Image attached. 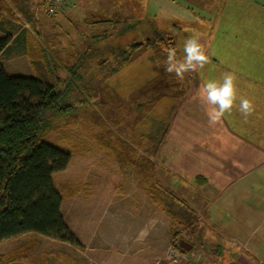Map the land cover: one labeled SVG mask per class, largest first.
<instances>
[{
	"label": "trees",
	"instance_id": "1",
	"mask_svg": "<svg viewBox=\"0 0 264 264\" xmlns=\"http://www.w3.org/2000/svg\"><path fill=\"white\" fill-rule=\"evenodd\" d=\"M34 13L27 0H0V26L6 31L0 37V243L32 234L82 248L62 214V190H70L69 196L78 190L71 182L58 186L54 177L69 167L72 155L47 140L61 129L87 130L92 125L98 129L94 134L98 148L108 151L123 170H132L150 198L179 224L174 237L184 231L192 234L198 227V215L171 189L162 186L152 160L158 155L169 123L159 121L162 132L158 139L149 137V132L137 131L139 124L156 118L163 100H175L173 105L168 103L173 107L169 112L174 111L186 93L181 80L165 71L164 64L157 73L147 74L126 97L109 83L139 54L150 53L154 60L166 62L168 48L178 51L174 39L154 31L143 43L101 49L95 42L107 34H98L83 53L70 54L68 58L74 62L71 66L57 57L54 38L51 45L42 38ZM27 23L31 25L29 30H16ZM16 42L19 49L13 54L25 49L32 77L10 75L3 66L5 55ZM92 64H96V70ZM133 82L137 83L136 79ZM76 100L80 105H75ZM36 238L0 256V264H54L50 254L35 253L39 245Z\"/></svg>",
	"mask_w": 264,
	"mask_h": 264
},
{
	"label": "crops",
	"instance_id": "2",
	"mask_svg": "<svg viewBox=\"0 0 264 264\" xmlns=\"http://www.w3.org/2000/svg\"><path fill=\"white\" fill-rule=\"evenodd\" d=\"M154 1L159 7L173 5L175 12L177 7L182 8V12L177 10L178 16L175 12H167L164 16L166 20L176 22L173 24L174 30L193 32L189 37L199 34L198 37L206 38L202 50L208 60L202 68L196 69L194 75L183 78V84L189 82L196 85V94L200 95L201 85L205 81L222 82L223 76L227 73L235 76L233 106L217 122L210 123L208 114L204 112H208L207 107L210 109L216 106L205 105L204 102L203 104L199 102L198 105L197 98L188 100L185 117L181 114L182 124L178 123L180 115L178 116V110H176L182 102L178 103L172 111L171 116H176L173 126L168 125L166 134V136L169 134L168 152L164 156L169 168L168 178L171 181V190L186 201L193 212L204 215L203 219L199 220L200 234L197 238L202 246H205L204 250L215 255V257L207 256L210 257L209 261L216 262L215 259L220 258L230 261L231 264H259V262L264 264V65L251 61L243 49L231 47L226 40L233 38L238 43L239 37L244 36L239 28L247 29L254 24L253 30L257 31L259 38L264 40V0H249L250 5L246 0L248 9L238 11V8L233 16L230 9L226 8L229 4L228 0H184L185 4L182 5L176 0ZM186 1L189 2L186 3ZM237 1L239 0H231L233 4ZM28 2L34 11L38 0ZM103 2L107 3L108 0ZM91 3L92 0H78L76 6H68L56 16L42 15L37 21L38 32L51 45V39L55 37L40 32L39 27L47 28L44 23L49 20L52 22L54 19L55 21L66 20L68 24L74 26V30L82 33L78 45L71 46V54L76 56L86 50L94 36L103 35V31L88 29L89 24L95 26L101 24L100 27H103L104 24L123 26L124 23H128L129 25H125L127 28L149 29L151 34L158 31L174 39L175 35L172 32L161 31L166 25L164 27L158 25V16L156 19L147 18V24L143 23V25L142 20L137 21L133 16L128 20L117 17V11L110 14L111 16L109 15L107 19L103 18L105 15L100 16L99 19H93L90 14L94 13L88 8ZM193 4L206 7L209 12L206 15L196 13L192 9ZM183 6H188L187 11ZM99 7L102 13L107 10ZM121 7L123 8L122 5ZM171 9L172 7H169L168 10L171 11ZM79 15L83 16L82 30L77 28ZM6 19L8 18L5 17ZM20 26L16 30L20 31L23 28L29 30L27 25ZM19 31L14 34V38L18 37ZM5 32L0 26V37H4ZM32 34L35 35V33ZM184 36L188 37V35ZM260 44L261 42H258V45ZM56 49L57 57L64 59L59 48ZM20 51L12 55V61H18L21 57L28 61L25 49L21 48ZM179 52L181 55L180 50ZM254 53L262 55L264 50ZM260 56L254 58L260 60ZM28 65L30 67V64ZM29 69L31 71L25 76H34L31 67ZM187 96H189L188 92L180 101H184ZM241 98L249 99L252 103V111L248 115L239 110ZM198 99L201 100V97ZM187 107H189L188 110ZM188 112H193L194 118L189 116ZM161 132L162 128L153 123V137L160 138ZM158 159V155L156 159L153 158L156 164ZM181 173L189 177L183 178ZM186 181L191 184V187L184 183ZM168 223H170L169 220ZM202 230H207V233H203ZM191 246L192 250L194 246ZM196 261L188 260L187 263L202 264V260Z\"/></svg>",
	"mask_w": 264,
	"mask_h": 264
},
{
	"label": "rangeland",
	"instance_id": "3",
	"mask_svg": "<svg viewBox=\"0 0 264 264\" xmlns=\"http://www.w3.org/2000/svg\"><path fill=\"white\" fill-rule=\"evenodd\" d=\"M103 1L104 0H92L88 8L94 14H90V17L99 19L101 18L100 16L105 15L103 18L107 19L110 14L117 11V17L128 20V18L132 19L131 17L133 16L137 21L142 20L143 25V23L147 24V18L153 17L156 19L158 16V25L161 27L166 25L161 31L172 32L175 35L173 41L178 50L177 59L183 58L184 41L189 38V35L193 34V32L174 30L175 26L173 24L176 22L174 20L168 21L164 18L167 12H175V9L173 10V5H165L164 7L161 5L159 7L153 0H108L107 3ZM176 1L181 3V5L185 4V2H183L184 0ZM243 1L244 2L239 0L233 4L231 0H228L229 4L226 8L230 9L232 16L238 8V11L248 9L250 1L248 0L249 5L246 0ZM38 2L36 3L37 7L34 9L35 13L33 18L35 21H38L42 15L47 16L39 7ZM188 2L189 1H186V3ZM76 4L77 2L69 7L76 6ZM99 6L107 9L105 13H102L101 9H98L100 8ZM193 6L192 9L196 13L206 15L207 12H209L206 10V7H201L200 5L196 6L194 4ZM169 7H172L171 11L168 10ZM183 7L187 11L188 6ZM177 10L180 12L183 11L180 7L179 9L178 7L176 8V12H178ZM176 12L175 15H177ZM18 15L19 19L25 23L26 21L23 16L17 13V16ZM80 15L77 21L79 22L77 23V28L79 27V29L82 30L84 26L81 18L83 16ZM63 20L64 19H62V21H55L54 19L53 22L49 20L47 23H44L47 25V28L41 26L39 30L49 36L53 35L56 38L52 41L55 43L56 47L59 48L61 56L64 57L61 62L73 66V60L70 62L68 57H70L69 54H71L72 51L71 46L74 47L78 45L82 33H78L73 29V25ZM96 25L97 26L89 24L88 29H94L98 32L103 31V34H107L105 39H99L95 42L96 48L104 49L111 46L124 47L135 42L143 43L149 38H152L149 29H138V27H136L135 30L132 29L125 32L124 30L127 28L125 25H129L128 23H124L123 26L119 24H117L119 26L104 24L103 27H100L101 24ZM27 26L29 29L31 28V25L28 23ZM254 27L255 24L253 27L247 29L237 27L241 29L244 34V36L239 37L240 41L238 43H236L233 38H228L226 40L230 43L229 45L231 47L243 49L251 61L264 65V54L254 53L258 50H264V40L259 38V35H257L258 32L253 30ZM183 34L188 35V37L186 38ZM198 38L199 43L203 46L206 43V38ZM44 42L45 41H43V43ZM258 42H261V44L258 45ZM18 49L19 45L16 42L11 47L9 51L10 54L8 52L9 55H5L3 66L10 75L25 76L31 71L28 61L25 60L24 57L18 58V61L11 60L12 55H14L13 52L18 51ZM179 50L181 51V55H179ZM257 56H260V60L254 58ZM164 64H166L165 61L161 63L158 60L156 61V59L154 60V57H152L150 53L139 54L131 65L120 70L109 79L110 86L112 89L118 88L119 93L126 97V95H129L138 84L143 83V79L147 77V74L151 75L152 73H157L160 67H164ZM91 68L96 70V64H92ZM195 71L196 70L185 72L184 78H189L191 74L194 75ZM133 79H136L137 83H131ZM182 80L181 84L184 86V90L186 93L188 92L189 96H187L184 101H178V103L182 102L180 107L176 109L178 110V116L180 115L178 118L179 124L183 123V116L185 117L186 114L185 107L190 98H197L198 101H195L198 105L199 102L202 104L204 102L205 105L207 104L204 100L198 99V97L201 96L196 94V85L189 84V82L188 84H183ZM76 101L75 105H80V102H78V100ZM173 101L170 100L169 103L167 100H163L158 107L159 109L156 110V118L154 120L150 118L148 124H139L137 129L138 133L149 132V137L153 136L152 123L156 126H160L161 122L159 121L161 120H164V122L167 121L170 126H173L176 115H172L173 117L171 116L172 112L170 113L169 111L173 107L168 105V103L173 105ZM178 103L176 104L177 106ZM188 109L189 107H187V110ZM204 109L206 108L204 107ZM207 110L209 111V107H207ZM204 112L208 114L207 111ZM188 115H191L192 118L195 116L193 112H188ZM95 129L96 127L93 125L87 130L80 127L61 129L59 132L52 134L47 140L59 148L68 150L72 155L69 167L64 172L55 174L54 177L58 186L63 182H71L74 185L73 188L78 190L74 196H69L71 193L70 190H62L64 197L62 214L69 228L81 242L82 248L77 249L69 244L47 237L38 236L36 238L32 234H23L1 242L0 256L9 254L21 245L36 238L39 245L35 253L45 252L50 254V261L54 264H60L61 262H65L66 264H191V262L187 263L188 260L193 261L194 259L195 261L198 259L202 260V264H231L230 261H224L220 258H216V262L209 261L210 257H215V255L204 250L206 249L205 246H202V243L197 238L200 234L199 220L203 219V214L201 216L200 213L196 212L198 215V227L192 234L184 231L180 236L175 238L173 232L177 231V228H180L179 224L177 222L174 223L164 209L150 198L142 186L141 179L137 177L132 170H123L108 151L98 148L94 139V134L98 129ZM168 138L169 134L160 144V148L162 147V149L159 148L160 154H158L159 159L156 164V175L163 187L172 189L170 187L171 181H169L168 178V164L165 163L166 160L164 158L168 152ZM139 154H142V152L139 151ZM154 159H156V157ZM181 177L188 178L189 176L182 175L181 173ZM184 183L191 187L189 182L186 181ZM185 203L187 204L186 201ZM168 220L170 223H168ZM202 231L203 233H207V230ZM182 242L193 245V249H183L180 246ZM177 246L179 248H177ZM207 256L210 257L208 258ZM261 263L262 262H259V264Z\"/></svg>",
	"mask_w": 264,
	"mask_h": 264
},
{
	"label": "clouds",
	"instance_id": "4",
	"mask_svg": "<svg viewBox=\"0 0 264 264\" xmlns=\"http://www.w3.org/2000/svg\"><path fill=\"white\" fill-rule=\"evenodd\" d=\"M183 53V58L177 59L176 49H167L165 71L174 73L180 80L184 78L185 72L194 71L198 67L202 68L208 60L197 35L190 36L184 41ZM234 80L235 76L232 73H227L223 76L222 82L208 80L201 85V99L209 105L216 106L208 111L210 123L217 122L226 111L232 108L235 99ZM239 110L243 114L248 115L252 111L251 101L241 98Z\"/></svg>",
	"mask_w": 264,
	"mask_h": 264
},
{
	"label": "built area",
	"instance_id": "5",
	"mask_svg": "<svg viewBox=\"0 0 264 264\" xmlns=\"http://www.w3.org/2000/svg\"><path fill=\"white\" fill-rule=\"evenodd\" d=\"M75 2L77 0H39V7L46 15L52 16L64 11Z\"/></svg>",
	"mask_w": 264,
	"mask_h": 264
},
{
	"label": "water",
	"instance_id": "6",
	"mask_svg": "<svg viewBox=\"0 0 264 264\" xmlns=\"http://www.w3.org/2000/svg\"><path fill=\"white\" fill-rule=\"evenodd\" d=\"M180 246L183 248V249H186V250H190L191 249V245L185 243V242H182L180 243Z\"/></svg>",
	"mask_w": 264,
	"mask_h": 264
}]
</instances>
